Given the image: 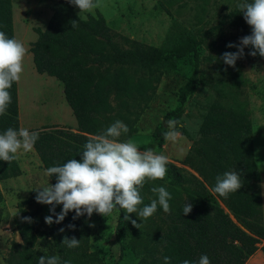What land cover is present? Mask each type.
<instances>
[{
	"label": "trees",
	"instance_id": "obj_1",
	"mask_svg": "<svg viewBox=\"0 0 264 264\" xmlns=\"http://www.w3.org/2000/svg\"><path fill=\"white\" fill-rule=\"evenodd\" d=\"M243 2L245 0H241ZM50 10L44 28H34L36 38L29 44L31 62L37 73L62 82L63 98L77 130L73 132L55 126L29 130L39 133L33 151L45 170L63 165L70 159H81L84 145L90 138L102 134L115 117L122 116L119 113L125 109L127 100H146L154 89L153 80L135 75L134 70L159 63L163 55L161 50L137 42H132L130 48L120 47L98 12L79 17L68 0L53 1ZM73 21L75 27H72ZM225 22L237 24L244 36L251 34V26L246 23L243 13L234 8L177 50L176 56L190 55L192 58V72L187 84L180 89L177 108L201 78L198 46ZM0 31L13 38L10 0H0ZM230 74L233 91L208 102L201 115L197 136L192 138L180 128L181 134L191 140L192 153L199 159L201 181L185 177L175 165L168 163L170 184L146 181L140 189L143 204L139 207L158 199L151 191L158 184L171 194L170 213H165L158 205L157 211L146 220H141L135 213L129 214L131 219L141 223L136 228L131 220L124 218V210L119 208L115 232L128 241L130 250L138 258L135 264H164V257L170 258V264H183L184 260L198 264L205 254L211 264H244L264 238L260 171L253 153V128L246 101L239 97L237 90L244 79L233 67ZM9 92L11 104L7 114L0 116V134L8 128L19 130L16 82ZM164 133L160 124L152 132L148 147L152 149L159 144ZM17 169L16 160L10 164L0 160V178L16 173ZM226 171L239 172L243 182L241 189L229 194L227 199L213 191L216 177ZM50 182L56 183L55 176ZM187 202L193 207L184 215L183 207ZM74 215V211H70L61 223L52 224L50 239L44 242L46 251L36 248L39 242L32 224L22 216L14 219L20 242H11L7 264H38L42 255L57 256L61 264L64 261L95 264V253L87 249L89 217L85 214L73 220ZM70 224L75 228H69ZM65 236L80 239L79 247L68 248L62 244Z\"/></svg>",
	"mask_w": 264,
	"mask_h": 264
},
{
	"label": "rangeland",
	"instance_id": "obj_2",
	"mask_svg": "<svg viewBox=\"0 0 264 264\" xmlns=\"http://www.w3.org/2000/svg\"><path fill=\"white\" fill-rule=\"evenodd\" d=\"M55 0H10L13 38L27 49L24 57V71L16 82L19 129H41L43 127L65 128L76 132L77 127L62 93V82L52 76L37 73L31 62L29 44L36 38L34 28L43 29L51 13L50 5ZM241 0H99L94 10L105 20L113 39L122 48H130L132 42L145 47H155L162 52L159 63L151 67H136L135 75L150 77L154 89L146 100H127L114 121L120 120L129 128L122 134L121 142L131 141L144 151L152 132L161 124L167 132L168 122H175L177 139L166 140L154 146L157 154L168 157V163L175 165L187 178L200 180V162L192 153L191 140L180 132L185 129L192 138L197 136L201 115L211 100L233 91L232 66L226 65L220 57L225 52H235L231 43H239L243 30L235 23L225 22L221 28L210 33L197 48L200 58L201 78L194 90L178 106L180 89L192 72L190 55L176 56L190 38L215 25L222 14L238 8ZM78 15L80 9L73 5ZM81 13L79 17L87 14ZM238 59L236 66L244 82L237 87L239 97L244 99L249 110L252 125L253 153L260 171V201L264 224V57L247 55ZM226 69V70H225ZM164 123V124H162ZM16 173L0 178V264H7V254L12 241L20 242L14 226L19 216L31 217L36 248L46 251L44 242L50 239L53 225L45 223L50 205L38 203L36 189L48 183L45 169L32 150L19 155ZM169 185V177L157 180ZM152 181H149L151 183ZM49 183L50 180H49ZM154 184V183H153ZM158 187V184H155ZM152 198V196L150 195ZM62 205L56 206V212ZM226 211V209L224 208ZM119 206L104 217L93 213L88 219L87 249L95 253V264H135L137 256L115 226ZM244 264H264V238L257 243V249Z\"/></svg>",
	"mask_w": 264,
	"mask_h": 264
},
{
	"label": "clouds",
	"instance_id": "obj_3",
	"mask_svg": "<svg viewBox=\"0 0 264 264\" xmlns=\"http://www.w3.org/2000/svg\"><path fill=\"white\" fill-rule=\"evenodd\" d=\"M69 3L80 9L81 13H94L99 6V0H68ZM246 23L251 26V34L240 38L239 43H229L227 47L236 48L235 52H225L220 59L228 65L235 67L238 59L245 56V48H250L247 55L253 57L259 54L264 57V0H252V2L237 5ZM75 21L72 27H75ZM27 49L23 43L15 38H9L5 32L0 31V116L7 114L11 104L9 89L14 82H19L24 71L23 62ZM226 70V69H225ZM168 131L164 138L175 142L177 132L175 122H168ZM129 128L122 121L117 120L111 124L102 134L94 136L84 145L81 159H70L63 165H56L46 169L48 183L36 189L35 199L38 203L50 205V215L46 216L45 223H61L70 211H74L73 220L84 216L90 218L95 212L104 217L109 216L119 206L124 210V218L131 220L136 228L141 223L131 219L129 214L135 213L141 220L151 217L158 205L165 213H170L169 201L171 194L164 187H153L151 191L158 196L150 205L143 204L140 189L146 181L163 180L167 175L168 157L157 154L152 149L141 151L131 141L121 142L122 134H127ZM39 139L38 132H30L28 129L19 130L8 128L0 134V160L9 164L19 158V155L33 150ZM55 176L56 183H49ZM243 182L237 171H226L222 176L216 177L213 191L227 199L229 194L241 189ZM62 205L61 211L56 212V206ZM193 205L187 202L183 207V214L192 211ZM55 217V219H54ZM31 223V217H23ZM75 228V225H68ZM64 231L63 228L60 229ZM62 244L68 248H77L80 239L75 236H65ZM38 264H61L57 256L39 257ZM63 264H70L64 261ZM164 264H170V258L164 257ZM183 264H192L184 260ZM198 264H211L205 254L199 258Z\"/></svg>",
	"mask_w": 264,
	"mask_h": 264
},
{
	"label": "water",
	"instance_id": "obj_4",
	"mask_svg": "<svg viewBox=\"0 0 264 264\" xmlns=\"http://www.w3.org/2000/svg\"><path fill=\"white\" fill-rule=\"evenodd\" d=\"M162 124H164V123H162Z\"/></svg>",
	"mask_w": 264,
	"mask_h": 264
}]
</instances>
